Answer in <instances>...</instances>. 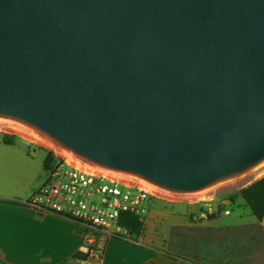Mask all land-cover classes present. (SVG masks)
<instances>
[{
	"label": "water",
	"instance_id": "water-1",
	"mask_svg": "<svg viewBox=\"0 0 264 264\" xmlns=\"http://www.w3.org/2000/svg\"><path fill=\"white\" fill-rule=\"evenodd\" d=\"M0 121L198 194L264 164V0H0Z\"/></svg>",
	"mask_w": 264,
	"mask_h": 264
},
{
	"label": "crops",
	"instance_id": "crops-1",
	"mask_svg": "<svg viewBox=\"0 0 264 264\" xmlns=\"http://www.w3.org/2000/svg\"><path fill=\"white\" fill-rule=\"evenodd\" d=\"M49 164L42 162L46 175L41 171L22 198L0 191V264H264V218L251 210L231 217L230 207L242 206L226 199L207 218V207L191 204L143 208L144 231L137 241L108 237L89 251L82 226L25 204L38 177L47 181Z\"/></svg>",
	"mask_w": 264,
	"mask_h": 264
},
{
	"label": "built area",
	"instance_id": "built-area-1",
	"mask_svg": "<svg viewBox=\"0 0 264 264\" xmlns=\"http://www.w3.org/2000/svg\"><path fill=\"white\" fill-rule=\"evenodd\" d=\"M21 129L28 136H24ZM0 133L19 137L53 152L55 161L47 170V181L25 204L61 215L90 230L85 236L89 244L95 241L100 244L108 237L133 242L130 232L118 224L119 214L123 211L141 213L148 198L172 204L202 201L207 206L202 216L207 218L213 213L211 204L205 201L206 197H195L200 194L170 192L138 178L89 165L20 125L0 121Z\"/></svg>",
	"mask_w": 264,
	"mask_h": 264
},
{
	"label": "rangeland",
	"instance_id": "rangeland-1",
	"mask_svg": "<svg viewBox=\"0 0 264 264\" xmlns=\"http://www.w3.org/2000/svg\"><path fill=\"white\" fill-rule=\"evenodd\" d=\"M4 135L5 134L0 133V191L6 192L7 196H10L9 198L12 199L22 198L19 196H22L23 193L29 189V184L34 178L36 179L37 175L39 176L41 174V171L43 176L46 175V172L42 167V162L44 160H49L53 163L55 157L51 150L43 146L29 144L19 137H15V145H6L3 143ZM43 176L40 180L38 177L39 184L36 185L35 189L44 184L42 183ZM263 176L264 164L241 178L218 185L195 197H206L205 199L207 200L205 201L215 208H218V205L222 203L221 201L223 199L228 200L229 205L239 202L241 203V208L236 206V204L230 207L234 213L231 217H236V214L239 211H250V209L246 206L242 198L235 196L234 201H232L230 197L237 194L240 188L253 183ZM205 203L206 202L202 201H194L172 204L148 198L144 201L142 207L147 209L156 205H163L165 207H172L175 205L176 207L177 204H191L195 207L205 209L207 207ZM139 214L141 215V213Z\"/></svg>",
	"mask_w": 264,
	"mask_h": 264
},
{
	"label": "trees",
	"instance_id": "trees-1",
	"mask_svg": "<svg viewBox=\"0 0 264 264\" xmlns=\"http://www.w3.org/2000/svg\"><path fill=\"white\" fill-rule=\"evenodd\" d=\"M3 143L6 145H13L15 143V137L10 135H4ZM51 165L52 163L50 162L49 166L46 167V170L50 169ZM235 196H240L244 200L245 204L250 208L252 214L258 220H262L264 218V176L254 181L253 183L241 188L237 194L230 197L232 201H234ZM220 209L221 210L223 209V205H220V207L217 209V212H219ZM213 214H211V216ZM54 215L62 217L61 215H57V214ZM118 224L126 228L130 232L133 241H137L144 231V222L139 213L129 212V211L121 212L119 214ZM86 232H90V230L86 229ZM84 246L89 251L95 249L94 244L89 245L87 241L84 242Z\"/></svg>",
	"mask_w": 264,
	"mask_h": 264
},
{
	"label": "bare ground",
	"instance_id": "bare-ground-1",
	"mask_svg": "<svg viewBox=\"0 0 264 264\" xmlns=\"http://www.w3.org/2000/svg\"><path fill=\"white\" fill-rule=\"evenodd\" d=\"M20 131H22V134L24 135V136H28V134H26V133H24V132H26L25 130H20ZM36 139H38L39 141H41V142H45L43 139H41V138H38V137H36ZM202 193H204V192H201V193H198V194H202Z\"/></svg>",
	"mask_w": 264,
	"mask_h": 264
}]
</instances>
